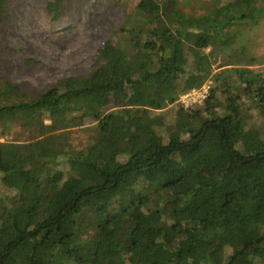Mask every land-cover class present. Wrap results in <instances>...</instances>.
Here are the masks:
<instances>
[{"label": "trees", "instance_id": "16d2710c", "mask_svg": "<svg viewBox=\"0 0 264 264\" xmlns=\"http://www.w3.org/2000/svg\"><path fill=\"white\" fill-rule=\"evenodd\" d=\"M202 10L139 0L90 71L44 90L0 78V137L18 136L0 142V264H264V0Z\"/></svg>", "mask_w": 264, "mask_h": 264}, {"label": "rangeland", "instance_id": "374dc122", "mask_svg": "<svg viewBox=\"0 0 264 264\" xmlns=\"http://www.w3.org/2000/svg\"><path fill=\"white\" fill-rule=\"evenodd\" d=\"M138 1L82 0L76 3L62 0L60 15L54 19L48 0H14L9 16L11 26L2 34V41L9 49L0 62V78L15 83L29 81L44 90L62 76L90 71L98 62L100 48L113 36L112 29L123 20L124 12L131 10ZM204 1L178 0L186 12L197 14L203 11ZM250 34L251 50L262 61L250 67H264V21ZM30 58L36 63L28 64ZM94 132L89 126L71 130L74 150L83 149ZM16 137L2 136L0 142ZM32 198V195L24 196L23 202L30 205ZM235 248L227 247L226 250L233 255Z\"/></svg>", "mask_w": 264, "mask_h": 264}, {"label": "built area", "instance_id": "2783aa9c", "mask_svg": "<svg viewBox=\"0 0 264 264\" xmlns=\"http://www.w3.org/2000/svg\"><path fill=\"white\" fill-rule=\"evenodd\" d=\"M210 94V85L208 83L203 84L199 88H194L191 91L183 94L178 103L189 107L195 103H202Z\"/></svg>", "mask_w": 264, "mask_h": 264}]
</instances>
